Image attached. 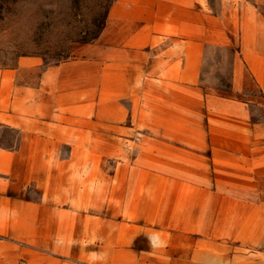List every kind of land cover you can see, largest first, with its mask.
Instances as JSON below:
<instances>
[{
  "label": "crops",
  "instance_id": "0c3cea01",
  "mask_svg": "<svg viewBox=\"0 0 264 264\" xmlns=\"http://www.w3.org/2000/svg\"><path fill=\"white\" fill-rule=\"evenodd\" d=\"M78 53L0 66V264H264V0H112Z\"/></svg>",
  "mask_w": 264,
  "mask_h": 264
},
{
  "label": "rangeland",
  "instance_id": "374dc122",
  "mask_svg": "<svg viewBox=\"0 0 264 264\" xmlns=\"http://www.w3.org/2000/svg\"><path fill=\"white\" fill-rule=\"evenodd\" d=\"M112 0H0V66L32 58L43 66L79 55L82 45L96 41ZM210 49L203 78L226 86L230 60Z\"/></svg>",
  "mask_w": 264,
  "mask_h": 264
},
{
  "label": "trees",
  "instance_id": "16d2710c",
  "mask_svg": "<svg viewBox=\"0 0 264 264\" xmlns=\"http://www.w3.org/2000/svg\"><path fill=\"white\" fill-rule=\"evenodd\" d=\"M105 22V21H104ZM104 22H103V27H104Z\"/></svg>",
  "mask_w": 264,
  "mask_h": 264
}]
</instances>
